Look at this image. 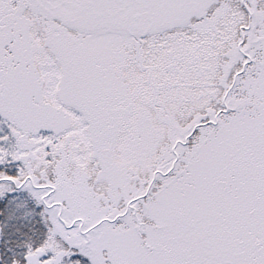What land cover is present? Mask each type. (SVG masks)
<instances>
[{
	"label": "snow or ice",
	"instance_id": "snow-or-ice-1",
	"mask_svg": "<svg viewBox=\"0 0 264 264\" xmlns=\"http://www.w3.org/2000/svg\"><path fill=\"white\" fill-rule=\"evenodd\" d=\"M0 264H264V0H0Z\"/></svg>",
	"mask_w": 264,
	"mask_h": 264
}]
</instances>
